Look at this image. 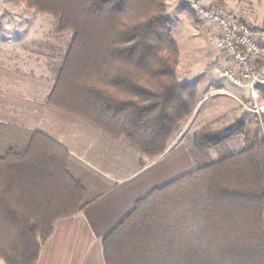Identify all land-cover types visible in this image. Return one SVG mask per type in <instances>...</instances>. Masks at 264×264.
Instances as JSON below:
<instances>
[{
  "label": "trees",
  "instance_id": "trees-1",
  "mask_svg": "<svg viewBox=\"0 0 264 264\" xmlns=\"http://www.w3.org/2000/svg\"><path fill=\"white\" fill-rule=\"evenodd\" d=\"M18 1L71 35L45 105L126 143L143 164L164 155L198 104L196 83L178 80L165 0ZM234 139L239 150L138 199L103 237L104 264H264V112L197 134L203 149ZM70 157L40 132L0 151L4 264H37L56 220L90 204Z\"/></svg>",
  "mask_w": 264,
  "mask_h": 264
},
{
  "label": "crops",
  "instance_id": "crops-1",
  "mask_svg": "<svg viewBox=\"0 0 264 264\" xmlns=\"http://www.w3.org/2000/svg\"><path fill=\"white\" fill-rule=\"evenodd\" d=\"M20 45V41L0 40V151L27 144L32 132L50 137L69 152V171L91 199L83 210L56 220L37 264H104L103 237L138 199L156 188L171 171L180 170L181 163L170 166L166 159L202 113L201 122L212 127L236 125L239 120L260 116L251 110L245 90H228L207 74L196 83L198 104L182 133L164 155L143 164L141 156L126 143L109 140L81 121L48 108L45 97L52 84L45 87L39 75L49 74L50 70L31 61V53L16 50ZM52 57L50 54L48 58ZM213 92L220 95L206 103L207 97L214 98ZM257 102H264V86L258 89ZM237 141L223 146L231 147ZM180 153L188 167L190 159L184 148ZM0 264L4 263L0 260Z\"/></svg>",
  "mask_w": 264,
  "mask_h": 264
},
{
  "label": "rangeland",
  "instance_id": "rangeland-1",
  "mask_svg": "<svg viewBox=\"0 0 264 264\" xmlns=\"http://www.w3.org/2000/svg\"><path fill=\"white\" fill-rule=\"evenodd\" d=\"M207 1L213 3L221 12L237 13L252 25H264V0ZM165 2L172 23L173 39L180 53L178 80L180 82L200 83L208 74L228 90L233 91L237 88L215 73V67L222 59L215 49L214 29L198 20L182 0H165ZM56 29L57 24L51 17L24 9L18 0H0V40L20 41L22 45L16 50L31 53L33 57L31 61L50 70L49 74L39 75L40 78L44 79L45 87H50L54 81L71 37L70 34L56 35ZM0 49L3 48L0 47ZM50 54L53 56L52 58H48ZM213 93H216V96H213ZM213 93L211 94L215 99L207 97L206 103L215 101L217 95H220L217 92ZM203 118L204 113L176 144V151L173 155L166 159L165 163H169L170 166L181 163L180 170L171 171L166 175L163 182H159L157 187L193 171L203 163L216 160L219 152L226 150L234 152L240 149L237 146L233 147V144L231 147L229 145L221 146L218 150L201 148L197 141V134L203 125L201 122ZM246 118L249 119L245 116V120H247ZM87 128L90 127L87 126ZM238 142L240 144L241 140L238 139L237 144ZM183 148L190 159L188 167L180 153Z\"/></svg>",
  "mask_w": 264,
  "mask_h": 264
},
{
  "label": "built area",
  "instance_id": "built-area-1",
  "mask_svg": "<svg viewBox=\"0 0 264 264\" xmlns=\"http://www.w3.org/2000/svg\"><path fill=\"white\" fill-rule=\"evenodd\" d=\"M194 16L215 31V49L221 61L215 73L251 99V110L264 112L258 104V89L264 86V25H252L237 13L215 9L207 0H182Z\"/></svg>",
  "mask_w": 264,
  "mask_h": 264
}]
</instances>
